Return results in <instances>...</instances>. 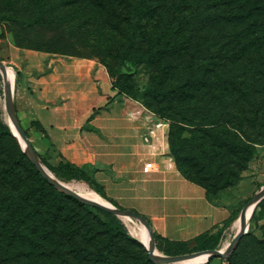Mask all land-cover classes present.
<instances>
[{"label": "trees", "instance_id": "obj_1", "mask_svg": "<svg viewBox=\"0 0 264 264\" xmlns=\"http://www.w3.org/2000/svg\"><path fill=\"white\" fill-rule=\"evenodd\" d=\"M20 3L34 5L35 12L30 18L13 17L16 24L31 28L16 33L23 39L19 43L27 41V46L33 49L96 56L106 64L120 92L144 96L175 121L195 127L215 125L221 118L222 105L233 108L237 103L244 113L231 112L232 124L247 131L252 121H262L260 116L248 113L251 109L264 110V0H21ZM42 25L52 28L50 36L34 29ZM145 75L149 80L141 89L136 79ZM168 139L171 147V126ZM9 141L16 145V150L11 149ZM203 142L200 149L207 143L217 147L213 142H219L231 156L238 157V151L242 153L240 145L226 143L216 134L206 136ZM180 143L181 140L176 145L178 156ZM39 154L56 173L63 172L69 178L81 175L106 198L123 207L85 167L67 159L55 165ZM182 172L206 187L210 195L207 181ZM67 198L85 209L90 206L56 189L21 149L13 133L4 127L0 132V264H159L111 212L95 207L111 218L107 224L76 211L92 226L80 227L74 217L64 212L73 208ZM55 205L61 208L54 210ZM260 207H264V199L253 217ZM79 233L82 237L75 239ZM155 237L177 244L190 243L165 239L156 232ZM221 237V233L202 234L193 241L201 249L215 248ZM241 242L229 255L230 264H249ZM260 243L264 250V242ZM106 248L109 252H105ZM261 256L264 259V251Z\"/></svg>", "mask_w": 264, "mask_h": 264}, {"label": "rangeland", "instance_id": "obj_2", "mask_svg": "<svg viewBox=\"0 0 264 264\" xmlns=\"http://www.w3.org/2000/svg\"><path fill=\"white\" fill-rule=\"evenodd\" d=\"M20 1L0 0V61L13 66L17 72L14 95L15 110L19 121L31 140V144L37 152L38 150L42 151L38 139L41 128L30 123L31 106L33 98L45 94L40 92L43 89L38 88L35 82L40 76L49 74L52 71L54 66H51L50 63L63 61L70 67L67 74L76 75L74 79L78 81L74 83V86L69 81V87L64 88L62 86L57 89L58 96L50 98L48 106H61L67 103L73 105L74 101L75 104L79 101L81 104L93 106L96 112L101 113V109L107 108L108 111L106 113L109 112L111 114L112 121L115 123V128L112 131V138L115 143H120L123 137L138 138L143 141V134L147 131L150 124L167 121L169 123L167 126L169 131L170 126L172 127V145L171 147L169 146V155L176 166L194 179L207 181L210 186L212 199L222 202L226 207L232 209V217L224 226V233L218 246L223 244L231 235V222L254 197L256 192L264 186V110L259 112L256 109H251L248 115H258V117L262 118V121H257V123L255 120L252 121L251 127L247 131H244L238 124H232L229 117L231 112L235 115L241 113L243 115L244 110L241 112L242 107L238 103L233 108L222 105L221 118L216 121L215 125L199 124L195 127V125L175 121L166 112L151 105L144 96H133L123 91L120 92V88L115 85L114 78L108 67L98 57L33 49L27 46V41L19 43L23 39L17 37L16 33H21L20 31L23 28H31L30 26L16 24L13 17L18 15L23 18H30L35 12L34 5L25 6ZM34 29L46 36H50L52 33V28L46 25L35 26ZM67 41L70 42V40L65 42ZM27 71L30 72L27 73ZM27 74L29 76L28 80ZM148 80V75L138 76L136 83L143 89ZM6 96V83L0 71V132L3 131L4 127L9 129L16 137L21 149L24 150L23 144L17 137L13 127L6 121L4 111ZM84 96L86 98H83ZM46 97L49 98L47 95ZM37 99L39 100V98ZM84 100L86 101L85 103H83ZM210 132L213 135L216 134L222 137L226 143L240 145L242 153L238 151V157L231 156V154L226 153V149L221 148L222 143L219 142L217 144L213 142L217 147H212L211 144L207 143L203 149H200L206 136L213 137ZM179 140H181V143L178 156L176 145H178L177 142ZM9 144L12 150H16V145L14 146L10 141ZM199 149L203 153H200ZM247 155L249 157L246 160L245 156ZM31 169L35 172L34 167L31 166ZM57 174L62 178L72 179L65 176L63 172H57ZM35 175L39 178L36 172ZM73 179L89 182L81 175H77ZM55 188L58 189L57 187ZM51 190L54 192L53 188ZM67 199L72 201L73 208L68 207L65 209V214L74 217L72 219L74 221L77 220L83 229L85 226H92L76 211L87 213L90 219L99 218L103 222L109 223L111 218L96 209L95 207L97 206L86 203L90 206L85 209L78 203H74L71 198ZM54 207V210L61 208L58 205ZM108 212L113 213L114 216L120 219L126 227L127 233L141 242L147 253H149L146 244L131 232L126 222L116 213ZM81 237L82 233H79L75 239ZM241 240L242 248L246 249L249 264H264V259L261 256L264 250L260 247V242H264V207L258 209V214L255 217L252 215L249 231L239 241ZM156 242L159 250L167 255L203 250L197 247V243L193 240H190L188 244H177L163 239H156ZM98 250V248L94 249V251ZM105 252H109V249L106 248ZM208 264H230L229 256L214 255V258Z\"/></svg>", "mask_w": 264, "mask_h": 264}, {"label": "crops", "instance_id": "obj_3", "mask_svg": "<svg viewBox=\"0 0 264 264\" xmlns=\"http://www.w3.org/2000/svg\"><path fill=\"white\" fill-rule=\"evenodd\" d=\"M50 65L54 66L52 71L35 82L45 95L38 96L39 100L33 98L31 106L30 123L44 129L38 135L39 153L55 165L67 159L85 167L110 197L145 215L165 239L193 240L202 234L224 233L232 209L212 199L202 184L186 177L169 155V146L163 151L152 150L132 137L113 142L115 123L107 108L100 113L79 101L48 106L49 99L58 96L57 89L78 81L76 75L67 74L70 67L63 61ZM26 77L28 80V74ZM147 159L155 160L159 169L144 172Z\"/></svg>", "mask_w": 264, "mask_h": 264}, {"label": "water", "instance_id": "obj_4", "mask_svg": "<svg viewBox=\"0 0 264 264\" xmlns=\"http://www.w3.org/2000/svg\"><path fill=\"white\" fill-rule=\"evenodd\" d=\"M0 69L2 70L4 80L8 81V65L5 62L0 61ZM6 91H7V108L9 111V115H10L11 120H12V122H13V124H14V126L17 129L19 134H17L16 132L15 133H16L17 137L19 138V140L21 141L22 144H23V142H22L21 138H23L26 141V145L23 144V148H24L25 152L27 153V155L29 156V158L31 159V161L36 165L37 169L42 173V175L44 177H46L52 185H54L55 187H57L61 191H64V192L74 196L75 198L79 199L80 201H82L84 203H88V204L100 207L102 209L112 211L120 217H121V214L127 215V216L133 217V218L141 221L142 223H144V225L148 228L150 236H151V244L148 246L146 245V246L149 250V254H150L152 260H154L155 262L166 263V264H176L177 262L192 259V258L198 256L199 254L203 253V252L209 253L208 258H207L208 260L211 256H214V255L229 256L234 251V249L236 248V246H237L239 240L242 238V236L249 231L250 224H247L248 209H249L250 204L252 202H255L254 203V209H253V213H254L257 205L264 198V186H262L256 192L254 197L243 207V209L241 211V213H242V229H241V232L238 233L232 239V241L230 242V245L226 249V251L223 252V251L219 250L218 247H215V248H208V249H203V250H198V251H193L190 253H184V254H178V255L162 256V255L157 254L156 253L157 242H156V237H155V231H154V228H153L152 224L150 223L149 219L145 215L137 212L134 209L123 208V207L114 205V204H112V202L104 203V202H99V201L84 197V196L80 195L77 191H75L73 188H71V187H69V186H67V185H65V184H63V183L59 182L58 180L51 177V175L49 174V171L47 170L46 164L44 163V161L40 157L37 150L31 144V140H30L29 136L26 134L21 122L18 119V115H17V112L15 110V105H14L12 86L9 83V81L6 84ZM195 264H201V263L198 262Z\"/></svg>", "mask_w": 264, "mask_h": 264}, {"label": "bare ground", "instance_id": "obj_5", "mask_svg": "<svg viewBox=\"0 0 264 264\" xmlns=\"http://www.w3.org/2000/svg\"><path fill=\"white\" fill-rule=\"evenodd\" d=\"M0 71L2 72V70L0 69ZM16 80H17V72L15 70V68L13 66H9L8 65V81L12 86V93H13V97L15 95V84H16ZM8 81H5V83L7 84ZM7 97V96H6ZM5 98V97H4ZM4 111H5V115H6V121H8V123L13 127L14 131L18 133L17 129L15 128L11 117L9 115V111L7 108V98L5 99L4 102ZM3 112V111H2ZM20 136V135H19ZM22 139V142L24 145H26V141ZM47 170L49 171V174L51 175L52 178L58 180L59 182L73 188L75 191H77L80 195L87 197L89 199H93L99 202H111L108 198H106L100 191H98L95 187H93L89 182L87 181H80L77 179H65L60 177L54 170H52L49 166H47ZM254 203L252 202L249 206L248 209V214H247V224H250V219L253 215V209H254ZM112 204H114L112 202ZM115 205V204H114ZM122 219L126 222V224L129 226L131 232L137 237L139 238L141 241H143L147 246L151 244V236L149 233L148 228L144 225V223H142L141 221L121 214ZM242 229V213L239 212V214L236 216V218L233 220V222H231L230 225V230H231V235L228 239H226V241L218 246V249L221 251H226V249L229 247L230 242L232 241V239L241 232ZM156 253L162 256H166L167 254H164L163 252H161L159 250V248L156 246ZM208 252H203L201 254H199L198 256L192 258V259H188V260H184L181 262H177L176 264H195L200 262L205 263L208 261Z\"/></svg>", "mask_w": 264, "mask_h": 264}, {"label": "built area", "instance_id": "obj_6", "mask_svg": "<svg viewBox=\"0 0 264 264\" xmlns=\"http://www.w3.org/2000/svg\"><path fill=\"white\" fill-rule=\"evenodd\" d=\"M167 121H159L150 124L147 131L143 134V141L152 150L163 151L169 146V129ZM159 164L155 160L147 159L144 164V172L150 173L157 171Z\"/></svg>", "mask_w": 264, "mask_h": 264}]
</instances>
